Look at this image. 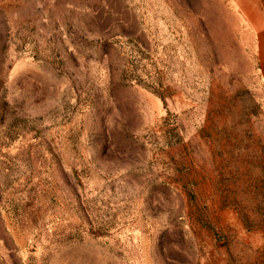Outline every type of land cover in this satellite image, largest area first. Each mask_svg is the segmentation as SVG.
Wrapping results in <instances>:
<instances>
[{"label": "rangeland", "instance_id": "1", "mask_svg": "<svg viewBox=\"0 0 264 264\" xmlns=\"http://www.w3.org/2000/svg\"><path fill=\"white\" fill-rule=\"evenodd\" d=\"M236 1L0 0V264H264Z\"/></svg>", "mask_w": 264, "mask_h": 264}, {"label": "crops", "instance_id": "2", "mask_svg": "<svg viewBox=\"0 0 264 264\" xmlns=\"http://www.w3.org/2000/svg\"><path fill=\"white\" fill-rule=\"evenodd\" d=\"M239 19L253 34L257 79L264 82V0H237Z\"/></svg>", "mask_w": 264, "mask_h": 264}]
</instances>
